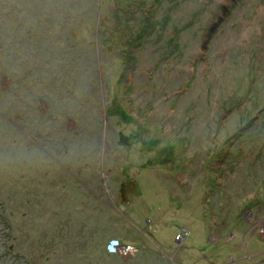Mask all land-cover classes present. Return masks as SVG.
<instances>
[{"label": "rangeland", "instance_id": "obj_1", "mask_svg": "<svg viewBox=\"0 0 264 264\" xmlns=\"http://www.w3.org/2000/svg\"><path fill=\"white\" fill-rule=\"evenodd\" d=\"M20 1L0 0V264H264V0H91L66 31L91 56L64 83L77 60L59 22L43 31L48 0L35 22ZM101 161L112 196L137 177L144 195L118 206L154 220L147 237L80 181L102 186Z\"/></svg>", "mask_w": 264, "mask_h": 264}, {"label": "trees", "instance_id": "obj_2", "mask_svg": "<svg viewBox=\"0 0 264 264\" xmlns=\"http://www.w3.org/2000/svg\"><path fill=\"white\" fill-rule=\"evenodd\" d=\"M55 1L56 0H48V6H49L51 13L47 14L44 18L43 31L46 32L47 26L50 28V30L54 29L57 22H59V28L61 27V31L59 34V42H61L65 47L64 48L65 50L63 52L64 53L63 58L66 60L75 59L78 61V66L75 67V64L77 62V61H75L72 64L73 65L72 69L71 68L63 69V71H65L63 74L65 76V78L64 79H58L57 82L64 83L68 79L66 77H69V75L74 74L76 72L80 73L81 72L80 66L84 63V61H86L91 56V53H85L83 50H81L78 47V45L76 43L77 42L76 35H74L73 32L68 33L66 31H67L68 26H72L74 24L78 25V26L80 25L79 22H77V20H76L77 15H73L72 13L76 12L77 9L81 6H85L87 9L82 15L79 16V17H81L80 18V20L82 22L81 25H84V23H86L87 21H90L91 19L93 20V17L91 18V16L88 15V8L92 5V2H91V0H60L61 3L59 4V7H57ZM17 3L19 5V7L17 9L18 13H22L23 15H28L29 19H32L35 22L36 19L34 17H35V15L38 14V12L40 10V8L37 4V0H21L20 2H17ZM143 3H145V2L143 1ZM128 4H132V3H128ZM57 9L59 10V18L58 19L53 16V12ZM120 9L124 10V7H121ZM97 15H98V11L94 17L95 22L98 19ZM140 17H141V24L143 25V27H145L144 30H146V31H148V29H151V30H155V32H158V27L162 24V22L168 21L167 18H166L167 20H164L162 17L161 18H158V17L154 18L153 17V18H150L149 20H147L146 17L143 15H141ZM39 23L43 24L42 21H39ZM183 26H184V23L181 24L180 26L176 25L173 28V31L178 32L179 28H181ZM148 27H150V28H148ZM126 29L127 28L125 26H122L121 32H126ZM48 33L49 34H43L41 37V39L48 46V49L45 52H43L42 58L39 59V63L42 62V64H41L42 67L45 66L48 61L54 62L57 58L56 45L54 44V50L51 49V43L54 41L53 40V33L51 31H49ZM38 36L39 35L37 34V37ZM23 37L24 36H21L20 39L17 40V41H19L18 42L19 46H21L23 44V40H22ZM178 38H179V35L173 36L170 38V40L173 42L172 46L170 45L169 40H167L166 44L168 46L172 47L176 51L177 49H179L178 47L180 44L178 41ZM175 42H177V45H175ZM123 45L125 46V40H124ZM71 49H74V50L71 51ZM61 52H62V49L59 50V56H61ZM121 65H123V64H121ZM48 66H50V65L45 66V67H47V69H45L46 73L44 76H46V74H47V75H49V78L43 79V81L47 82V83H49L51 81L50 74L52 72ZM85 66H86L85 75L92 74L94 65L86 63ZM95 68H97V65ZM122 74H124L123 69H122ZM0 218H2L1 215H0Z\"/></svg>", "mask_w": 264, "mask_h": 264}, {"label": "flooded vegetation", "instance_id": "obj_3", "mask_svg": "<svg viewBox=\"0 0 264 264\" xmlns=\"http://www.w3.org/2000/svg\"><path fill=\"white\" fill-rule=\"evenodd\" d=\"M110 169V168H109ZM108 169L107 173H110V170ZM100 179H101V183L102 186H99L98 188H92L91 186H89V182L90 180L95 182V176L93 177V179H86L85 181H82V184L84 185V187L86 188V190L88 191V194L93 197L96 196L97 199H101V197L99 195H97V190L100 192L101 190L105 191L106 196L109 199V203H106V200H103V202H105L109 207H111V209H114L115 211H117L121 216H123V219H125V221L130 224L131 226H135L136 229L139 231V233H141V235H145L144 237H147V234L153 230V226H155L154 224V220H151V218L149 217H145L144 218V224H140V226H138L135 221L130 217H127L123 211L119 210V206L118 205H122V204H130L133 200L134 197H138V196H142L143 194V190H139V186L140 184L138 183V180L134 179L137 178L135 177H129V178H125L122 179L119 183H118V192H116L115 196H112L109 186H108V181L106 178V174L104 171V163L103 161H101L100 163ZM128 182H134L136 185V191L135 193H131L129 186H128ZM122 183H124L123 189H124V193H120L119 190L121 188ZM131 186V185H130ZM156 193V192H155ZM102 200V199H101ZM145 200L142 199L141 203H143ZM141 217V216H140ZM180 240L177 239V241H181V237L182 235L180 234ZM160 256H164L165 253H163V251L159 252ZM168 257L170 258V261L173 264H179L177 261H180L179 258H177L176 260H174V255H168Z\"/></svg>", "mask_w": 264, "mask_h": 264}, {"label": "water", "instance_id": "obj_4", "mask_svg": "<svg viewBox=\"0 0 264 264\" xmlns=\"http://www.w3.org/2000/svg\"><path fill=\"white\" fill-rule=\"evenodd\" d=\"M118 134H119V138H120L119 143L122 145H126L127 147H129L132 142L136 141V138L133 137L132 135L125 136L122 132H119ZM123 186H124V183H122V185H121V188L119 190L120 193H124ZM128 186H129L131 193H135V191H136L135 183L134 182H128ZM117 244H118L117 240H111V243L108 245L109 251H113L114 245H117Z\"/></svg>", "mask_w": 264, "mask_h": 264}, {"label": "built area", "instance_id": "obj_5", "mask_svg": "<svg viewBox=\"0 0 264 264\" xmlns=\"http://www.w3.org/2000/svg\"><path fill=\"white\" fill-rule=\"evenodd\" d=\"M257 230L260 235L264 236V222L258 226Z\"/></svg>", "mask_w": 264, "mask_h": 264}, {"label": "crops", "instance_id": "obj_6", "mask_svg": "<svg viewBox=\"0 0 264 264\" xmlns=\"http://www.w3.org/2000/svg\"><path fill=\"white\" fill-rule=\"evenodd\" d=\"M261 219H262V217L259 218V220H261ZM230 235H231V234H230Z\"/></svg>", "mask_w": 264, "mask_h": 264}]
</instances>
